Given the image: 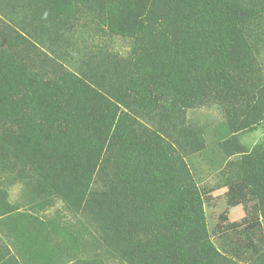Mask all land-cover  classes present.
<instances>
[{"label": "trees", "instance_id": "1", "mask_svg": "<svg viewBox=\"0 0 264 264\" xmlns=\"http://www.w3.org/2000/svg\"><path fill=\"white\" fill-rule=\"evenodd\" d=\"M263 50L264 0H0V264H264V142L218 247L186 162L189 111L221 109L226 158L264 120Z\"/></svg>", "mask_w": 264, "mask_h": 264}, {"label": "rangeland", "instance_id": "2", "mask_svg": "<svg viewBox=\"0 0 264 264\" xmlns=\"http://www.w3.org/2000/svg\"><path fill=\"white\" fill-rule=\"evenodd\" d=\"M86 32L88 35L84 34V37L89 36L88 39H92V42L99 43L100 38L92 34L90 30ZM110 45L114 51L122 55L128 50V42L126 40L114 39L113 42H110ZM259 55V62L261 63V68L264 70V52ZM187 119L189 120L187 121V125L194 128V144H198L201 140L202 145L205 146L203 151L186 159V162L194 180L199 186V190L202 194L211 196V205L204 207L205 218L209 239L218 247L221 237L236 235L242 230L238 224L245 215L244 206H232L225 195V185L229 182L228 179L237 176L239 173L238 161L241 156L244 153L250 152L256 145H259L260 148L264 144H261L264 142V120L253 130L235 135L237 140L231 142L233 145L231 150L235 152V148H237L239 154L226 158L219 144L232 137L221 109L217 106H212L211 108L189 111ZM3 186H5L8 203L20 207L21 211L24 210L25 206L30 205L24 196H21L22 186L19 183L11 182ZM252 203H248L246 209H250ZM61 206L60 202H56L54 208L60 209ZM49 213H52V210ZM106 264L118 263L112 261V263L106 262Z\"/></svg>", "mask_w": 264, "mask_h": 264}]
</instances>
